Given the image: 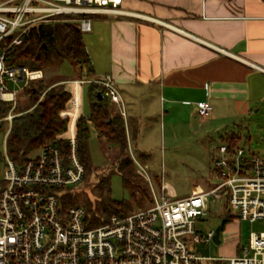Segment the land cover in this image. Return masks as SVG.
I'll return each mask as SVG.
<instances>
[{
    "label": "built area",
    "instance_id": "1",
    "mask_svg": "<svg viewBox=\"0 0 264 264\" xmlns=\"http://www.w3.org/2000/svg\"><path fill=\"white\" fill-rule=\"evenodd\" d=\"M123 0H4L0 2V111L9 130L4 137V187L0 194V264H264V231H251L248 244L236 256L198 254L201 243L215 242L216 229L202 231L216 204L235 210L243 221L264 220V156L245 145L232 149L221 143L214 154L218 183L206 191L175 197L164 186L152 192V205L126 215L113 214L91 226L83 204L65 205L62 196L83 183L77 133L44 144L23 163L7 153L6 139L17 111L18 93L44 77L42 69L12 64L7 52L23 42L29 29L54 20L59 14H83L80 28L91 31L89 15L132 14ZM8 81L22 84L10 88ZM95 81L103 95L126 115L122 95L113 76ZM67 109V105L65 110ZM208 101L198 102V114L212 112ZM64 110V111H65ZM138 172H147L133 156ZM221 208V209H222ZM221 235V234H220ZM221 238V236H220ZM216 243V242H215Z\"/></svg>",
    "mask_w": 264,
    "mask_h": 264
},
{
    "label": "crops",
    "instance_id": "2",
    "mask_svg": "<svg viewBox=\"0 0 264 264\" xmlns=\"http://www.w3.org/2000/svg\"><path fill=\"white\" fill-rule=\"evenodd\" d=\"M122 8L132 14L89 15L84 38L94 78L113 76L122 95L125 116L108 100L124 117L130 148L150 154L137 145L159 117L215 122L225 132L221 143L227 132L245 133L238 121L264 105V0H123ZM71 75L62 77L72 94L64 135L77 133L84 115L86 81L76 70ZM199 101L212 105L209 116L198 114ZM160 182L159 191L165 186L178 197Z\"/></svg>",
    "mask_w": 264,
    "mask_h": 264
},
{
    "label": "trees",
    "instance_id": "3",
    "mask_svg": "<svg viewBox=\"0 0 264 264\" xmlns=\"http://www.w3.org/2000/svg\"><path fill=\"white\" fill-rule=\"evenodd\" d=\"M83 16V14H59L51 22L32 26L24 36L23 42L8 50V60L12 64L44 71L54 63L58 64L66 60L70 62L79 73L78 79L85 80V85H88L87 98L90 104L89 116L82 115L77 123L79 151L85 166L84 180L81 185L84 187L92 174L96 172L91 163L89 150L91 134L88 125L91 123L107 149L114 153L111 172H118L122 176L124 185L131 191L138 205L142 206L143 200L150 197L148 183L136 171L129 151L131 150L130 139L124 117L111 110L108 98L103 95V87L95 81L93 61L86 46L84 32L80 28L79 20ZM62 80L65 78L46 79L44 76L30 82L23 90L24 95L35 102L28 109L21 111L23 113L12 121L6 139L7 153L12 160L19 163L27 161L34 157L44 144L50 141H61L60 136L67 132L69 117L62 113L72 94L66 89ZM2 106L0 118H4L8 113L6 103H2ZM8 130L9 122L1 119L0 164H4L5 161L1 145ZM133 136H137V128ZM223 140L235 149L250 140V135L239 130H232L223 136ZM139 154L144 155L140 152ZM156 180L161 186L160 178L156 177ZM3 187L4 181L0 178V194ZM92 190L95 192V201H92L83 189L69 191L62 196L65 205H84L86 217L90 219L91 226L106 222L113 214L126 215L133 210L132 202H118L110 198L111 186L108 175L98 177ZM231 219L232 217L227 215L220 225L222 230Z\"/></svg>",
    "mask_w": 264,
    "mask_h": 264
},
{
    "label": "rangeland",
    "instance_id": "4",
    "mask_svg": "<svg viewBox=\"0 0 264 264\" xmlns=\"http://www.w3.org/2000/svg\"><path fill=\"white\" fill-rule=\"evenodd\" d=\"M4 1V0H0ZM87 35L84 33V37ZM44 71V70H43ZM75 69L69 61H62L58 64H52L44 71L46 79L54 77L56 79L62 77L71 78ZM22 84L8 81L10 88H17ZM87 86H84V101L82 112L88 117L90 114V104L87 98ZM19 106L17 111H24L33 105V99H29L24 95L23 91L18 93ZM112 103V102H111ZM117 105V104H116ZM111 110L117 111L113 104L110 105ZM261 108V109H260ZM252 112L246 115L244 119L238 121L245 125V133L250 135V140L245 141L244 145L253 151H263L264 149V105L252 108ZM257 109L260 111L256 112ZM120 110V109H119ZM206 119V118H205ZM152 132L147 131L145 136L140 138L138 149L149 151L148 155H140L138 150L132 144L130 154L138 160L144 167L145 172L137 173L143 177L150 190V197L143 200L140 206L132 196L131 191L124 185L122 176L118 172H111L113 168L114 153L107 149L104 141L99 138L95 126L89 123L90 143L89 150L91 155V163L96 172H94L87 184L74 186L75 190H82L89 194L92 201L96 200L94 184L98 177L108 175L110 177V198L115 201H128L133 203V210L147 208L152 205L151 188L154 186L159 192V185L156 176L168 187L174 189L178 198L190 196L200 191L211 188L213 184L218 183L214 170V154L218 146L222 142V135L225 133L218 128L215 122L207 123L195 117H181V119L171 120L166 117H159ZM232 124V123H231ZM139 142V140H138ZM132 143L130 140L129 145ZM4 153V144L1 145ZM38 154V153H36ZM36 154L34 156H36ZM134 161V159H133ZM135 164V162H134ZM151 176V181L148 176ZM3 176V164H0V178ZM209 188V189H210ZM93 191V192H92ZM87 194V195H88ZM222 205L216 204L212 207L207 219L198 223V228L202 231L217 228L227 218L230 212L228 208H222ZM131 211V212H132ZM264 230V220L251 223L243 221L237 214L236 210H232V219L225 225L221 231V243L215 242L201 243L197 246L198 254L213 257L236 256L240 254L238 249L248 244L251 231Z\"/></svg>",
    "mask_w": 264,
    "mask_h": 264
},
{
    "label": "water",
    "instance_id": "5",
    "mask_svg": "<svg viewBox=\"0 0 264 264\" xmlns=\"http://www.w3.org/2000/svg\"><path fill=\"white\" fill-rule=\"evenodd\" d=\"M100 95H101V93H100ZM100 98H101V97H100ZM221 231H222V229H221V226L219 225V226L216 228V234H215V242H216L217 244H220V243H221V239H220Z\"/></svg>",
    "mask_w": 264,
    "mask_h": 264
}]
</instances>
